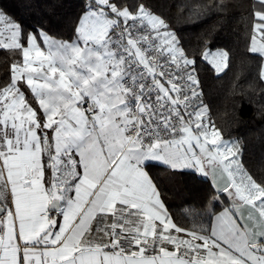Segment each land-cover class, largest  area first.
Here are the masks:
<instances>
[{
    "label": "snow or ice",
    "instance_id": "obj_1",
    "mask_svg": "<svg viewBox=\"0 0 264 264\" xmlns=\"http://www.w3.org/2000/svg\"><path fill=\"white\" fill-rule=\"evenodd\" d=\"M257 4L247 50L264 81ZM0 49L22 57L0 83V264H264V180L207 119L195 60L143 0H85L69 40L0 7ZM203 59L220 73L229 53ZM156 164L210 180L191 227Z\"/></svg>",
    "mask_w": 264,
    "mask_h": 264
},
{
    "label": "trees",
    "instance_id": "obj_2",
    "mask_svg": "<svg viewBox=\"0 0 264 264\" xmlns=\"http://www.w3.org/2000/svg\"><path fill=\"white\" fill-rule=\"evenodd\" d=\"M165 19L189 58L195 60L207 119L224 140L240 141V161L258 181L264 180V81L258 77L259 59L248 52L256 0H215L222 9L207 11L213 0H143ZM85 0H0V7L30 31L41 27L55 39L69 40ZM135 6L137 0H127ZM199 6V7H198ZM197 13H199L197 15ZM206 50H225L228 66L220 74L203 59ZM19 51L0 49V83L10 79V66ZM151 172L175 222L191 227L186 209H201L214 190L209 180L192 171H166L158 164Z\"/></svg>",
    "mask_w": 264,
    "mask_h": 264
},
{
    "label": "rangeland",
    "instance_id": "obj_3",
    "mask_svg": "<svg viewBox=\"0 0 264 264\" xmlns=\"http://www.w3.org/2000/svg\"><path fill=\"white\" fill-rule=\"evenodd\" d=\"M207 51V50H206ZM211 51H213V52H215V51H217V50H211ZM205 60V59H204ZM206 61V60H205ZM207 63H208V61H206ZM209 64V63H208ZM210 65V64H209ZM211 66V65H210ZM212 67V66H211ZM212 69H213V71H214V73L215 74H220V73H222L223 71H221L220 73H217L216 71H215V69L212 67ZM227 141H238L239 142V144H240V141L238 140V139H230V140H227Z\"/></svg>",
    "mask_w": 264,
    "mask_h": 264
},
{
    "label": "crops",
    "instance_id": "obj_4",
    "mask_svg": "<svg viewBox=\"0 0 264 264\" xmlns=\"http://www.w3.org/2000/svg\"><path fill=\"white\" fill-rule=\"evenodd\" d=\"M257 1V0H256ZM20 62H22V57H21V60H20ZM184 171H191V170H184ZM193 172V171H192ZM198 176H200L198 173H196ZM200 177H202V176H200Z\"/></svg>",
    "mask_w": 264,
    "mask_h": 264
},
{
    "label": "water",
    "instance_id": "obj_5",
    "mask_svg": "<svg viewBox=\"0 0 264 264\" xmlns=\"http://www.w3.org/2000/svg\"><path fill=\"white\" fill-rule=\"evenodd\" d=\"M210 181V180H209ZM211 183V182H210ZM214 190V189H213ZM215 191V190H214Z\"/></svg>",
    "mask_w": 264,
    "mask_h": 264
},
{
    "label": "built area",
    "instance_id": "obj_6",
    "mask_svg": "<svg viewBox=\"0 0 264 264\" xmlns=\"http://www.w3.org/2000/svg\"><path fill=\"white\" fill-rule=\"evenodd\" d=\"M201 91V90H200Z\"/></svg>",
    "mask_w": 264,
    "mask_h": 264
}]
</instances>
